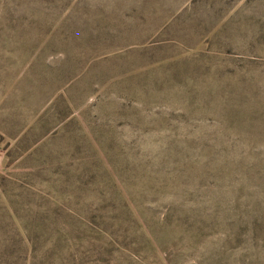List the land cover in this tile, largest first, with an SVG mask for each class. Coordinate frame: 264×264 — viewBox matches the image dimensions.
Returning a JSON list of instances; mask_svg holds the SVG:
<instances>
[{
    "label": "rangeland",
    "instance_id": "rangeland-1",
    "mask_svg": "<svg viewBox=\"0 0 264 264\" xmlns=\"http://www.w3.org/2000/svg\"><path fill=\"white\" fill-rule=\"evenodd\" d=\"M0 264H264V0H0Z\"/></svg>",
    "mask_w": 264,
    "mask_h": 264
}]
</instances>
